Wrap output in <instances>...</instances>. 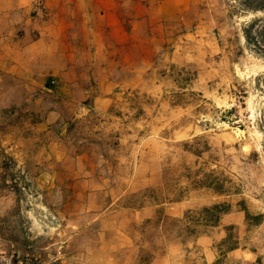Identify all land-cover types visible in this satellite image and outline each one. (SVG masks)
Masks as SVG:
<instances>
[{
	"label": "rangeland",
	"instance_id": "1",
	"mask_svg": "<svg viewBox=\"0 0 264 264\" xmlns=\"http://www.w3.org/2000/svg\"><path fill=\"white\" fill-rule=\"evenodd\" d=\"M115 5L98 1L107 29L95 42L60 43L71 81L0 115L2 135L30 131L20 107L60 111L42 162L38 141L0 146V250L37 264H264V58L241 29L255 15L228 0ZM33 12L48 16L35 1ZM213 180L225 192L203 186ZM221 202L231 206L217 225L175 226Z\"/></svg>",
	"mask_w": 264,
	"mask_h": 264
},
{
	"label": "crops",
	"instance_id": "2",
	"mask_svg": "<svg viewBox=\"0 0 264 264\" xmlns=\"http://www.w3.org/2000/svg\"><path fill=\"white\" fill-rule=\"evenodd\" d=\"M34 1L0 0V115L7 112L12 99L31 101L36 89H50L47 82L57 85L74 78L68 69L73 66V55L60 43L69 44V49L72 42L92 43L107 29L94 19L99 0H43L48 10L46 18L33 12ZM111 1L117 3L116 7L126 3ZM18 111L26 115L18 121L28 124L30 131L10 125L0 135V146L11 145L15 137L38 141L41 155L37 162H42L49 157L42 153L50 147L49 129L59 120L60 111L47 106H23ZM34 113L40 116L32 122ZM35 168L41 171L39 166ZM11 206L8 203L6 210Z\"/></svg>",
	"mask_w": 264,
	"mask_h": 264
},
{
	"label": "trees",
	"instance_id": "3",
	"mask_svg": "<svg viewBox=\"0 0 264 264\" xmlns=\"http://www.w3.org/2000/svg\"><path fill=\"white\" fill-rule=\"evenodd\" d=\"M231 2L233 7V12L243 13V14H254L250 21L244 23L241 26L242 34L245 39L246 46L250 49L256 51L262 58H264V0H228ZM47 86H51L49 82L46 83ZM262 122L264 124V114L262 116ZM209 175V174H208ZM207 177H210L207 176ZM196 184L195 187L202 186V183ZM212 188L216 193L225 192L223 189V183L218 180H213L211 183L206 185ZM240 210L245 213V220L250 224H258L262 219V215H251L246 209L244 202L239 203ZM230 204L226 202L214 203L209 206H204L200 209L197 214L191 215L186 214L183 219H175L176 227L184 231L186 235H196L205 231V228L209 226H215L218 224L221 216L230 211ZM182 225V227L180 226ZM180 226V227H179ZM221 245H223L226 251H231L236 248L235 244L231 242V235H228L222 240ZM211 264H223L221 258L216 259Z\"/></svg>",
	"mask_w": 264,
	"mask_h": 264
},
{
	"label": "built area",
	"instance_id": "4",
	"mask_svg": "<svg viewBox=\"0 0 264 264\" xmlns=\"http://www.w3.org/2000/svg\"><path fill=\"white\" fill-rule=\"evenodd\" d=\"M35 8L39 12L44 10L42 0H35ZM15 253L14 250L10 252L0 250V264H37L29 257H20L18 253L16 255Z\"/></svg>",
	"mask_w": 264,
	"mask_h": 264
}]
</instances>
